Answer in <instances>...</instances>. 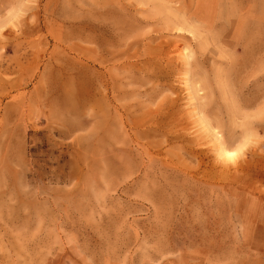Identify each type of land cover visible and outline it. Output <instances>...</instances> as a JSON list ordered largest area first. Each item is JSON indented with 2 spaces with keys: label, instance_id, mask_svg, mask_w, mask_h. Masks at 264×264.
<instances>
[{
  "label": "rangeland",
  "instance_id": "rangeland-1",
  "mask_svg": "<svg viewBox=\"0 0 264 264\" xmlns=\"http://www.w3.org/2000/svg\"><path fill=\"white\" fill-rule=\"evenodd\" d=\"M157 1L0 0V264H264V0ZM120 13L185 22L210 92L180 71L174 107L117 112L98 26Z\"/></svg>",
  "mask_w": 264,
  "mask_h": 264
},
{
  "label": "bare ground",
  "instance_id": "bare-ground-1",
  "mask_svg": "<svg viewBox=\"0 0 264 264\" xmlns=\"http://www.w3.org/2000/svg\"><path fill=\"white\" fill-rule=\"evenodd\" d=\"M167 1L170 3L179 2L183 5L182 0ZM151 2L154 4L155 11L165 12L164 5L157 3V0H151ZM132 8L131 6V10L134 9ZM189 9L192 10L190 22L194 23L197 19V10L195 8ZM178 10H183V7L178 8ZM133 11H137V9ZM252 15V40L249 43L255 47L258 42V17L255 11ZM101 17L103 16L100 15ZM168 17L167 21L158 19L155 16H152L151 20L148 21L136 19L138 24L143 27H152L151 34L132 32L130 27H133L130 26V22L121 13L109 16L107 20L99 24L100 32L112 39L111 50H99L98 64L100 66H110L108 70L99 72V79L104 90L110 91L113 98L120 102L128 100L127 104L116 107L117 112L121 111L123 113L122 110L125 111L126 107L127 110L145 111L143 114L148 116L159 115L165 108L174 107L178 101L164 94L165 91L173 94L174 89L168 87L162 81L180 71L188 72L192 77L198 78V81L201 82L200 90L210 92V85L201 70V64L206 62V42H200L194 46L192 53L196 56L192 61H189V59H186L185 54L179 52L182 43L188 42L189 39L184 35L174 33L175 30H181L180 26L185 27V22L180 19L172 20L170 15ZM208 24H210V21ZM183 58H185V61H182ZM54 61L56 64L59 63L58 59H54ZM240 69L245 68L242 66ZM113 70L123 72L121 80L127 88H124L122 92H119L112 83L111 86L109 85L110 82L107 83L108 74H111ZM109 81H111V78ZM223 94L221 93V96ZM206 96L209 100V95L206 94ZM193 97L190 96V99ZM210 101L199 104L195 109L198 112L210 113L211 105L214 103L212 99ZM166 104L168 105L165 106ZM152 106L155 109H152Z\"/></svg>",
  "mask_w": 264,
  "mask_h": 264
}]
</instances>
